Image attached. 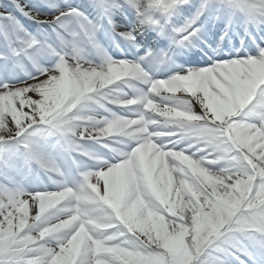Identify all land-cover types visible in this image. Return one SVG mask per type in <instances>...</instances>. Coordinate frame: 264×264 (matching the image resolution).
I'll return each instance as SVG.
<instances>
[{"label": "snow or ice", "instance_id": "1", "mask_svg": "<svg viewBox=\"0 0 264 264\" xmlns=\"http://www.w3.org/2000/svg\"><path fill=\"white\" fill-rule=\"evenodd\" d=\"M0 264H264V0H0Z\"/></svg>", "mask_w": 264, "mask_h": 264}]
</instances>
